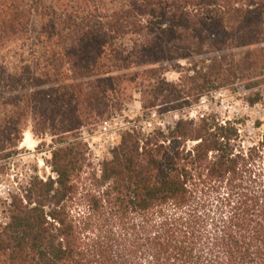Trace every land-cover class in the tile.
<instances>
[{
	"label": "trees",
	"instance_id": "obj_1",
	"mask_svg": "<svg viewBox=\"0 0 264 264\" xmlns=\"http://www.w3.org/2000/svg\"><path fill=\"white\" fill-rule=\"evenodd\" d=\"M7 12L0 164L29 121L56 146L52 176L9 195L0 264H264V124L244 147L242 121L180 115L221 90L264 107V0H33V32L27 12ZM21 48L33 59L3 67ZM131 87L143 114L179 118L127 126L98 175L79 132Z\"/></svg>",
	"mask_w": 264,
	"mask_h": 264
},
{
	"label": "rangeland",
	"instance_id": "obj_2",
	"mask_svg": "<svg viewBox=\"0 0 264 264\" xmlns=\"http://www.w3.org/2000/svg\"><path fill=\"white\" fill-rule=\"evenodd\" d=\"M46 4L52 0H42ZM19 8L20 11L27 12L26 17L30 22L33 32V0H0V21L9 22L13 16L7 12V8ZM24 14V13H23ZM25 15V14H24ZM23 15V16H24ZM1 27V23H0ZM32 54L26 48L10 50L4 55L2 63L5 68H20L33 59ZM7 73L10 70H5ZM6 73V75H7ZM179 77L176 71H170L165 78L168 82L175 83ZM129 97H131L129 99ZM125 103L120 112H115L112 117L97 121L87 125L79 132L80 139L88 138L97 142L98 126L103 122L115 120L123 130L127 126H135L142 132L148 133L153 129L166 130L174 125L179 118V113L168 112L160 115L147 116L140 111V96L138 90L131 87L125 90ZM244 95L239 92L221 90L200 99V101L189 109L180 112V115L197 120L202 115L214 116L221 121H242L239 126L244 147H249L256 142L257 134L254 129V121L259 120L264 124V107L254 106L250 108L243 101ZM56 137L50 135L34 136L32 133L31 122L23 132L22 142L18 147L17 154L1 162L0 164V225L6 221V211L9 203V195L16 191L18 186L26 185L33 176L46 179L52 176L47 165L50 160V152L56 146ZM82 141V140H81ZM83 144L86 145L84 141ZM88 147L86 145V163L94 168L90 161ZM95 164V162H93ZM102 165V164H101ZM96 167V166H95Z\"/></svg>",
	"mask_w": 264,
	"mask_h": 264
},
{
	"label": "built area",
	"instance_id": "obj_3",
	"mask_svg": "<svg viewBox=\"0 0 264 264\" xmlns=\"http://www.w3.org/2000/svg\"><path fill=\"white\" fill-rule=\"evenodd\" d=\"M123 130L115 120H111L103 122L98 126V135L100 137L97 142L92 141L93 139L81 138L88 147L87 156H90V161L94 166L92 169L98 175L101 171V164L111 159L112 152L116 149L119 136ZM93 162H95V164H93Z\"/></svg>",
	"mask_w": 264,
	"mask_h": 264
}]
</instances>
